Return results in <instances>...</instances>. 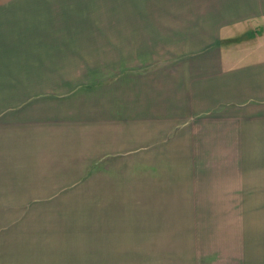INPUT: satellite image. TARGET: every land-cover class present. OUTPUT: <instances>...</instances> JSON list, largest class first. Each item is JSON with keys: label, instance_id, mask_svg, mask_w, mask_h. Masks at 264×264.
<instances>
[{"label": "crops", "instance_id": "0c3cea01", "mask_svg": "<svg viewBox=\"0 0 264 264\" xmlns=\"http://www.w3.org/2000/svg\"><path fill=\"white\" fill-rule=\"evenodd\" d=\"M94 180L100 242L264 264V0H0V213Z\"/></svg>", "mask_w": 264, "mask_h": 264}, {"label": "rangeland", "instance_id": "374dc122", "mask_svg": "<svg viewBox=\"0 0 264 264\" xmlns=\"http://www.w3.org/2000/svg\"><path fill=\"white\" fill-rule=\"evenodd\" d=\"M96 190L95 180L76 182L58 198L38 201L42 209L56 213H0V264H145L144 257L184 252L186 247L178 246H120L118 235L100 242L104 223Z\"/></svg>", "mask_w": 264, "mask_h": 264}]
</instances>
